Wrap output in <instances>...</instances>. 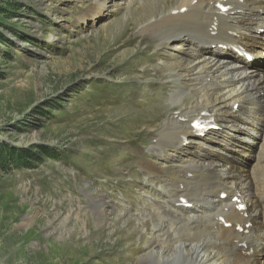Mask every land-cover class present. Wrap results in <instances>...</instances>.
<instances>
[{
	"label": "rangeland",
	"instance_id": "1",
	"mask_svg": "<svg viewBox=\"0 0 264 264\" xmlns=\"http://www.w3.org/2000/svg\"><path fill=\"white\" fill-rule=\"evenodd\" d=\"M102 1L0 0V264H137L159 236L143 185L178 155L155 143L184 107L165 62L187 50L143 32L160 0Z\"/></svg>",
	"mask_w": 264,
	"mask_h": 264
},
{
	"label": "bare ground",
	"instance_id": "2",
	"mask_svg": "<svg viewBox=\"0 0 264 264\" xmlns=\"http://www.w3.org/2000/svg\"><path fill=\"white\" fill-rule=\"evenodd\" d=\"M170 1H159L166 12L156 15V18L150 15L156 11V6L150 8L151 5L141 3L140 8L145 9L141 18H154L142 26L143 32L146 35L155 34L160 40L159 45L172 44L177 49V43L187 37L198 50L196 55L187 53L181 58V63L166 61L164 67L170 84L179 88L172 92L176 100L174 103L184 107L175 116L171 115L164 128L160 129L155 148L179 144L183 150L188 149L181 145L183 137L194 136L190 129L194 118L204 114L202 117L215 119L225 128L238 118L228 108L245 99L243 94L250 79L261 69L245 74L243 56L227 48L238 47L251 51L255 56L264 54L263 26L258 19L259 15H264V0H228L225 3L230 5L227 11L217 7L224 3L221 0ZM98 8L94 15H100ZM213 44L215 50L208 55L207 47ZM262 75L258 74L260 79ZM185 88L187 92L183 90ZM221 134L219 131L218 135ZM237 146L236 140L233 147ZM225 147L232 148V142ZM242 151L245 153L244 149ZM262 151L261 157L264 158V146ZM231 156L198 153L195 157H186L178 164L163 168V173L176 188L170 196L171 206L175 204L174 207L179 210L182 198L199 202L204 195L205 201L213 199L220 208L212 215L179 216L169 207L155 205L153 211L145 207L151 220L155 221L154 228L159 236L146 237L147 244L143 245L146 249L142 250L137 264H143L146 259H152L154 264H264V257L259 260L257 256V252H264L261 246L264 243V225L259 222V217L264 215V202L260 209L252 206L253 202H258L256 199L264 201V194H260V186H257L255 194L258 197L255 198L249 188L252 180L258 183L260 175H264V159L261 160L263 165H258L256 169L253 167L247 173L249 180L250 177L252 179L249 181L242 174L233 172L235 165ZM262 184L264 190V180ZM214 189L216 192L212 191ZM222 192L228 193L229 197L221 199ZM236 196L246 203L247 209L236 210L238 203L233 201ZM105 211L109 212L110 206L100 200V216H104ZM214 216L224 219L216 221ZM142 224L146 225V222L143 220ZM242 242L246 243L245 247L241 246ZM142 247L137 245V249ZM251 251L254 254L248 256Z\"/></svg>",
	"mask_w": 264,
	"mask_h": 264
}]
</instances>
